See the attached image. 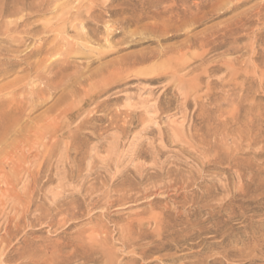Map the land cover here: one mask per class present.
<instances>
[{"label":"rangeland","instance_id":"obj_1","mask_svg":"<svg viewBox=\"0 0 264 264\" xmlns=\"http://www.w3.org/2000/svg\"><path fill=\"white\" fill-rule=\"evenodd\" d=\"M137 1L0 0V264H264V0H177L180 32Z\"/></svg>","mask_w":264,"mask_h":264},{"label":"bare ground","instance_id":"obj_2","mask_svg":"<svg viewBox=\"0 0 264 264\" xmlns=\"http://www.w3.org/2000/svg\"><path fill=\"white\" fill-rule=\"evenodd\" d=\"M50 1V0H49ZM95 1V0H94ZM168 0H145V2H143V4L144 5H149V4H152L153 5V7H155L156 9H157V12H159L158 14L157 13H153L154 15H162V14H165V13H169L168 15H172V17H170L172 20V22L174 23V25L173 26H175V25H178L177 26V28L176 29H174V30H171V32H180V31H185V30H191L192 31V28H194L197 24H199V22H200V20L199 19H194L193 18V20H192V18L191 19H189L188 21H185V20H182L183 19V16H185V13L183 12V11H181V12H179V10H180V8H179V10H178V4H177V0H171L172 2H173V4L172 5H170L169 7H167V8H162L161 7V5L163 4V3H165V2H167ZM212 1L213 0H204V1H202L201 3H198V6L197 5H195L196 7V9H199L200 8V6L201 5H203V7H209V6H211L212 7V9H216V6H214V4H211L212 3ZM237 1V0H236ZM46 2V1H45ZM113 2H115V0H113ZM131 2H133L132 4H131ZM200 2V1H199ZM42 3V2H41ZM94 3V2H93ZM134 3H138V1L137 0H125V2H123L122 4H120V8H117L116 10H114V11H112V14L113 15H124L125 16V18H123L122 19V21H120V24H122V25H126V26H131V25H139L143 20H146V19H148V18H150V12H148V11H146V9L143 7L142 9H143V11H141V13H139L138 12V9L136 8V6H135V4ZM54 5V4H53ZM95 5V4H94ZM233 5H234V3H233ZM56 6V5H55ZM43 7V6H42ZM185 7V6H184ZM202 7V6H201ZM46 8V7H45ZM130 8V9H129ZM221 8V7H220ZM248 8V7H247ZM109 10V9H108ZM70 12V11H69ZM68 12V13H69ZM86 13L89 15L87 18H93L92 16H93V8H90V9H88L87 11H86ZM183 14V15H182ZM254 16H256L257 17V19H260V17L263 15L262 14V10H261V8H256V9H253L252 11H250L249 13H244V14H241L240 16H237L234 20H233V22L230 24V25H228V26H225V27H223L222 29H218V30H216V29H214L213 31H212V29H211V31H209L208 33H206V34H203V36L200 38V39H196V37H193V36H191V35H189L190 34V32L189 31H187V33L185 34V36H186V42L184 43V44H182V45H180V47L178 46V48L176 49V52L179 54V60L177 61V62H175L174 63V68L175 69H173V70H171V71H169V72H167V70H162V71H160L161 72V74L163 75L164 73H166L167 75H171V76H176V75H178V65L181 63L182 64V67H185V66H187V68H188V65L189 64H192V63H190L192 60H194L195 59V57L193 56V57H191L189 54H187L186 53V49H191V48H193V47H195V46H197L198 45V43H200L201 44V46H204V47H208V46H210L211 44H214L215 43V41L217 40V39H219V38H222V39H224V38H227L228 36H233V35H237L238 34V32L240 31V30H243L244 28H245V26H246V23L248 24V23H251V22H253V19H252V16L253 15ZM62 15V14H61ZM126 15H128V16H126ZM175 15V16H174ZM69 16V15H68ZM165 16V15H164ZM163 16V17H164ZM195 16H197V15H195ZM101 21V20H100ZM171 22V23H172ZM165 25V24H164ZM93 26H94V24H93ZM258 27V26H257ZM76 28V27H75ZM91 28V27H90ZM141 28V27H140ZM94 29H97L96 27H94ZM153 29V28H152ZM247 30V29H246ZM159 32V31H158ZM158 32H156V31H154V35L155 36H157V37H163L165 34L164 33H158ZM169 33H170V31H168ZM164 38V37H163ZM166 38V37H165ZM160 39V38H159ZM172 39V38H171ZM240 39H242L241 37H238V38H236V42H238V40H240ZM256 39V38H255ZM76 40V39H75ZM200 41V42H199ZM257 41V40H256ZM159 45V44H158ZM249 45V44H248ZM51 47V46H50ZM205 49V48H204ZM170 50V49H169ZM40 51V50H39ZM38 51V52H39ZM185 51V52H184ZM29 52V51H28ZM170 51H168V49L166 50V49H160L159 51H157V52H150V53H148V54H140V55H137V56H132V58L129 60V61H127L126 59H125V65L126 64H128L127 66H132V67H135V66H140V65H144V64H146V63H148V62H150V61H152V60H155V59H158V58H162V57H164V56H166L168 53H169ZM209 52V51H208ZM226 52V51H225ZM145 53V52H144ZM33 54V53H32ZM30 56H32V55H30ZM101 58V57H100ZM197 58V57H196ZM191 60V61H190ZM236 62V61H235ZM165 63V62H164ZM124 64V63H123ZM159 65V64H158ZM163 65V64H162ZM231 65V64H230ZM234 65V64H233ZM242 65V64H241ZM238 67V66H237ZM259 67V66H258ZM44 69V68H43ZM226 69H228L227 67H226ZM128 70V69H127ZM157 70V68H155V70H154V72H158V70ZM194 70V69H193ZM191 71V72H195L196 70H194V71ZM207 70V69H206ZM229 70V69H228ZM243 70V69H242ZM230 71V70H229ZM248 71V70H247ZM147 72V70L146 71H143L142 72V74H144V73H146ZM148 72H150V71H148ZM86 73H87V71H86ZM99 74V73H98ZM192 74V73H191ZM245 74V73H244ZM91 75V74H90ZM226 75V74H225ZM241 75V74H240ZM251 75H252V73H251ZM94 76V75H93ZM158 76V75H157ZM202 76V75H201ZM89 77V76H88ZM260 77V76H259ZM91 78H93L92 76H91ZM6 79V78H5ZM222 79V78H221ZM89 80V79H88ZM180 81H183V79H179ZM200 80V76H195L191 81V83H196V82H198ZM246 80V79H245ZM236 81V80H235ZM259 81V80H258ZM88 82V81H87ZM239 82V81H238ZM237 82V83H238ZM243 84V83H242ZM9 91H10V89H9ZM11 96V95H10ZM226 96V95H225ZM8 98V97H7ZM24 102H26V101H24ZM22 103V102H21ZM205 103V102H204ZM18 105V104H17ZM201 109V108H200ZM34 110V109H33ZM205 110V109H204ZM259 110V109H258ZM260 111V110H259ZM259 111H258V113H259ZM253 112V111H252ZM25 114V113H24ZM27 115H28V113H27ZM4 116V115H3ZM242 118V117H241ZM53 123V122H52ZM52 123H50V124H52ZM230 123V122H229ZM261 123V122H260ZM195 125V124H194ZM48 126V125H47ZM50 126V125H49ZM259 126V125H258ZM206 127V126H205ZM43 130V129H42ZM41 130V131H42ZM44 131V130H43ZM43 131H42V133H43ZM176 131V130H175ZM196 131V130H195ZM241 131V130H240ZM186 132V131H185ZM197 132V131H196ZM195 132V133H196ZM211 133V132H210ZM218 133V132H217ZM192 134V133H191ZM212 134V133H211ZM44 135V134H43ZM42 135V136H43ZM188 135V134H187ZM221 135V134H220ZM236 135V134H235ZM218 136H219V134H218ZM255 136V135H254ZM254 136H252V137H254ZM215 137V136H214ZM195 140V139H194ZM191 142V141H190ZM199 142H201V141H199ZM189 143V142H188ZM194 143V142H193ZM247 143V142H246ZM200 144V143H199ZM190 145V144H189ZM196 143L194 144V147L196 148ZM53 146V145H52ZM199 147H201V146H199ZM68 148V147H67ZM25 149V148H24ZM52 149V148H51ZM30 150V149H29ZM53 150V149H52ZM195 151H196V149H195ZM199 152V151H198ZM202 152V151H201ZM51 153V152H50ZM264 153V152H263ZM34 154V153H33ZM203 154V153H202ZM201 154V155H202ZM206 154V153H205ZM51 155V154H50ZM217 156V155H216ZM208 157V156H207ZM228 157V156H227ZM49 159H50V156L48 157ZM52 158V157H51ZM18 159V158H17ZM21 159V158H20ZM46 159V158H45ZM49 159H47V160H49ZM202 159V158H201ZM21 160H23V159H21ZM51 160V159H50ZM251 160V159H250ZM43 162V161H42ZM47 163V162H46ZM205 163V162H204ZM209 163V162H208ZM236 163V162H235ZM246 163V162H245ZM22 164H23V162H22ZM25 164V163H24ZM68 164V163H67ZM210 164V163H209ZM7 165V164H6ZM20 166V165H19ZM19 166H18V168H19ZM207 166V165H206ZM227 166V165H226ZM7 167V166H6ZM26 166H24V168H25ZM55 167V166H54ZM22 168H23V166H22ZM40 169V168H39ZM62 169V168H61ZM29 170V169H28ZM25 171V170H24ZM169 172V171H168ZM257 172V171H256ZM241 173V172H240ZM27 174V173H26ZM30 174V173H29ZM31 174H32V172H31ZM28 176H30V175H28ZM35 177L36 175H32V177ZM29 179H30V177H29ZM38 181V180H37ZM33 182H34V180H33ZM198 182V181H197ZM12 184V183H11ZM44 184V183H43ZM230 184V183H229ZM13 185V184H12ZM23 186V185H22ZM27 189V188H26ZM207 189V188H206ZM222 189V188H221ZM210 190V189H209ZM257 191V190H256ZM102 193V192H101ZM78 194V193H77ZM252 194V193H251ZM187 196V195H186ZM212 196V195H211ZM236 196V195H235ZM205 197V196H204ZM84 199V198H83ZM236 200V199H235ZM209 203V202H208ZM210 205V204H209ZM197 208V207H196ZM53 210V209H52ZM65 211V210H64ZM241 211V210H240ZM66 213V212H65ZM220 213V212H219ZM67 214V213H66ZM78 214V213H77ZM180 215V214H179ZM161 217V216H160ZM163 217V216H162ZM162 217H161V219H162ZM158 218V217H157ZM164 218V217H163ZM249 218V217H248ZM155 219H156V217H155ZM154 219V220H155ZM160 219V218H159ZM159 219H156V220H158V222H157V224L158 225H160V226H162L163 224H165V222H164V220L162 219H160V221H159ZM42 220V219H41ZM253 221V220H252ZM171 222V221H170ZM27 223V222H26ZM4 224V223H3ZM143 226H144V224H143ZM161 228H163V227H161ZM94 229V228H93ZM164 229V228H163ZM95 230V229H94ZM160 230V229H159ZM162 230V229H161ZM160 230V231H161ZM128 231V230H127ZM103 233V232H102ZM92 234V233H91ZM67 235V234H66ZM92 237V236H91ZM98 237V236H97ZM11 238V237H10ZM90 238V237H89ZM94 244V243H93ZM150 246V245H149ZM36 247V246H35ZM40 248V247H39ZM98 249V248H97ZM101 250V249H100ZM38 252V251H37ZM41 252V251H40ZM131 252V251H130ZM25 253V252H24ZM46 254V253H45ZM44 254V255H45ZM4 255V254H3ZM24 255V254H23ZM32 255V254H31ZM35 256V255H34ZM38 256H39V253H38ZM8 257V256H7ZM12 257V256H11ZM29 257V256H28ZM41 257V256H40ZM44 257V256H43ZM4 259V258H3ZM24 259V258H23ZM25 260V259H24ZM27 260V259H26ZM43 260H45V258L43 259ZM66 262V261H65ZM56 264V263H55Z\"/></svg>","mask_w":264,"mask_h":264}]
</instances>
